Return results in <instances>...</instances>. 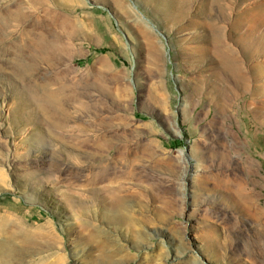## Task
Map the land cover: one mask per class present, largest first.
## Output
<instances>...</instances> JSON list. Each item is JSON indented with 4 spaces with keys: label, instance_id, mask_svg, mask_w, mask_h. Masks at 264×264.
Here are the masks:
<instances>
[{
    "label": "rangeland",
    "instance_id": "1",
    "mask_svg": "<svg viewBox=\"0 0 264 264\" xmlns=\"http://www.w3.org/2000/svg\"><path fill=\"white\" fill-rule=\"evenodd\" d=\"M0 264H264V0H0Z\"/></svg>",
    "mask_w": 264,
    "mask_h": 264
},
{
    "label": "bare ground",
    "instance_id": "2",
    "mask_svg": "<svg viewBox=\"0 0 264 264\" xmlns=\"http://www.w3.org/2000/svg\"><path fill=\"white\" fill-rule=\"evenodd\" d=\"M120 203V202H119ZM122 204V203H121ZM121 209H122V207H121ZM120 214H122V212H120ZM123 215V214H122ZM119 217V216H118ZM122 217V216H121Z\"/></svg>",
    "mask_w": 264,
    "mask_h": 264
}]
</instances>
